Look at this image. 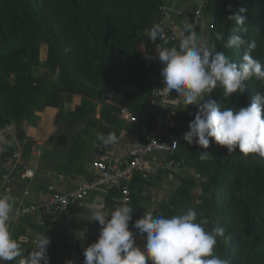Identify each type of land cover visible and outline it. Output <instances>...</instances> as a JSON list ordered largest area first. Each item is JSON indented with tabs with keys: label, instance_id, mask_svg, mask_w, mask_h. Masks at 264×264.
Returning <instances> with one entry per match:
<instances>
[{
	"label": "trees",
	"instance_id": "obj_1",
	"mask_svg": "<svg viewBox=\"0 0 264 264\" xmlns=\"http://www.w3.org/2000/svg\"><path fill=\"white\" fill-rule=\"evenodd\" d=\"M161 5L163 0H0V127L13 123L17 137L22 138L24 119L35 110L58 108L61 93L66 102H71L73 95L86 100L68 112L72 121L86 118V125H102L106 136L116 134L117 130L110 132L105 124L94 121L97 101L101 102L100 118L111 124L124 106L133 111L137 121L143 114L150 120V76L158 71L155 48L179 45L168 27L161 25ZM205 7L213 15L210 51H223L231 61L241 62L246 45L231 49L223 45L238 27L227 16L244 7L243 27L247 32L234 34L242 35L248 42L256 41L257 47L251 54L264 66V0H208ZM154 24L164 28L167 43L158 38L154 44L147 37L145 50H138L141 32ZM40 49L42 58L46 56L44 61L40 60ZM33 66L59 71V81L46 74L34 75ZM244 85L242 93L225 98L223 89L217 87L211 96L222 109L238 110L249 105L256 92L264 93V81L256 77L244 81ZM101 91L108 92L109 98L99 97ZM176 96L174 91L173 100ZM173 111L171 118L177 122L173 131L180 138L173 157L183 159L200 177H183L170 200L153 214L171 217V207L190 201L192 190L199 186L202 194L192 207L197 212V222L206 218L208 223L204 227L209 232L219 226L224 228V235L216 237L214 254L227 259L229 264H264V158L256 154L245 156L239 149L229 153L226 146L210 138L212 142L206 149L210 155L201 160L205 149L183 139L198 106L194 114L181 107ZM133 177L127 206L132 209L131 221L135 222L144 215L139 206V191L150 182L139 172ZM18 235L17 232L14 239ZM19 242L26 257L30 249ZM84 247L78 246L81 258L76 260L82 264ZM71 250L67 239L62 243L50 242L48 264H71L64 257ZM20 259L4 264H18Z\"/></svg>",
	"mask_w": 264,
	"mask_h": 264
},
{
	"label": "clouds",
	"instance_id": "obj_2",
	"mask_svg": "<svg viewBox=\"0 0 264 264\" xmlns=\"http://www.w3.org/2000/svg\"><path fill=\"white\" fill-rule=\"evenodd\" d=\"M244 7L238 8L227 16L238 26L229 36L223 47L231 49L246 45L240 63L230 60L223 51L211 52L200 42L197 34L189 25L183 29L173 26V31L180 33L179 45L167 48L156 46L157 58L162 64L161 77L165 93L175 91L179 97L177 103L198 106L195 118L189 122V130L183 134L188 144L195 143L202 149L201 160L208 158L210 138L226 146L229 153L239 152L245 156L256 154L264 158V93L256 92L252 102L238 110L224 108L213 99L211 94L217 87L223 89L224 97L236 92L242 93L244 81L256 77L264 81V66L252 56L256 49L255 40L248 42L236 32H247ZM189 34L185 35V32ZM155 44L157 39L167 43L165 30L160 24H154L147 34ZM219 38V37H218ZM122 132L121 136H125ZM98 139L105 145L118 141L117 135L99 134ZM0 142L9 143L0 136ZM177 142H173L175 144ZM12 197L0 194V264L22 257L18 264H48L47 249L50 238L38 234L35 247L24 257L23 249L9 230L10 214L13 211ZM89 221H96L101 226L98 239L84 249V264H229L214 254L217 236L224 235L222 226L207 231L206 218L197 222L196 210L189 208L186 212L171 217L154 215L147 208L145 214L135 220L133 227L146 238L143 250L135 243L133 232L129 227L132 209L127 205L117 206L106 212L101 197H96L88 204ZM84 237V232H81Z\"/></svg>",
	"mask_w": 264,
	"mask_h": 264
},
{
	"label": "crops",
	"instance_id": "obj_3",
	"mask_svg": "<svg viewBox=\"0 0 264 264\" xmlns=\"http://www.w3.org/2000/svg\"><path fill=\"white\" fill-rule=\"evenodd\" d=\"M199 2L200 0H163V5L169 8L171 14L167 27L171 32L172 38L178 44L180 33L173 31V26H180L183 29L185 25H188L189 17ZM211 24L212 17L207 18L203 14L200 25L194 31L200 42L208 50L213 47ZM148 32L149 30L141 32L137 40L136 46L140 51H144L146 48ZM187 33L186 31L184 34ZM45 59L46 56L42 58L40 49V60L44 61ZM32 69L33 74L36 76L46 74L53 81H59L60 79L59 71L50 72L40 66H33ZM178 99L177 95L172 101V107H181L182 109L184 105L182 102L177 103ZM85 101L82 96L73 95L71 102H66L64 101V93H61V103L58 108L45 107L43 111L35 110L24 119L22 123L23 137L20 139L17 137V139L20 142L25 160L33 168V178L22 180L19 177V172L15 171L11 179L5 182L3 180V171L0 169V194H7L12 197L13 210L23 201L41 204L53 192L64 193L72 190L82 180L89 177L92 163L95 160L112 159L120 161L124 156L128 144L140 138L139 131L133 128L134 124L125 122L120 114H118L115 123L111 124L106 119L102 120L100 118L101 102L97 101L95 103L94 121L98 123L102 121L110 132L111 130H117L118 141L114 144L112 151L95 150L93 143L98 141L99 134L105 135L102 125H86V118L72 121L68 115V112L73 111L77 105H83ZM185 109L189 111L191 108L187 107ZM122 132H126V135L121 136ZM0 136H3L5 139V133L1 127ZM28 141L30 142L29 145ZM160 156L162 155L158 154V157ZM140 175L150 182L146 185L143 184L139 191L141 197L139 206L144 214L145 208L159 212L161 204L170 200L183 177L200 176L193 167L187 164L177 169L173 178H168L164 175L145 178L142 174ZM131 182H129V196L131 193ZM132 190L136 191L137 189L132 188ZM26 191L27 194H25ZM96 197L102 198L106 212L114 210L117 206L127 205L129 201V199L124 200V194L115 189H110L107 192H93L85 197L82 207H70L65 214H41L37 212L33 216L23 218L13 229L11 235L14 238L17 232L20 234L33 233V248L35 247L34 241L38 234L47 235L50 238V242L56 241L57 243H62V241L67 239L72 250L70 253L64 255L65 260L69 263L74 260L76 261L73 255L74 252L79 254V259L81 258L78 246L84 245V249H86L99 237L101 226L98 222L89 221L85 218V216L89 215L87 205L92 203ZM81 232H84V237L81 236ZM22 238L26 239L23 235H19L17 239L23 242ZM137 240L138 243L136 245L143 250L145 241L139 231Z\"/></svg>",
	"mask_w": 264,
	"mask_h": 264
},
{
	"label": "built area",
	"instance_id": "obj_4",
	"mask_svg": "<svg viewBox=\"0 0 264 264\" xmlns=\"http://www.w3.org/2000/svg\"><path fill=\"white\" fill-rule=\"evenodd\" d=\"M208 0H200L198 6L193 10L188 21L192 31L200 25L203 19L202 8ZM160 22L167 27L170 10L165 5L160 7ZM212 24L210 25V29ZM189 34V33H187ZM185 34V35H187ZM162 64L158 60V71L150 76L152 83L149 105L152 111L150 120H143L139 131L140 138L133 140L126 147L124 156L120 161L112 159L95 160L89 177L82 180L75 188L68 192H53L49 198L41 204L19 203L10 214L9 230L12 233L17 224L26 217L35 213L41 214H65L70 207H82L85 197L93 192L115 189L122 192L124 200L129 199V182L135 172H139L145 178L157 177L159 175L173 178L175 171L185 164L183 159L176 160L170 156L177 150L180 138L174 133L177 122L171 118L173 114L172 101L174 91L165 93L161 77ZM121 118L129 124H137L133 111L128 107H121L119 112ZM5 140L9 143L0 142V169L3 171V180L8 182L15 171L19 172L22 180L33 178V168L23 156L20 142L17 139L16 127L13 123L2 127ZM118 137V136H117ZM177 142L173 144V142ZM93 147L97 151H112L113 145H105L103 142L95 141ZM158 154L162 155L158 157ZM27 194V191L25 192ZM129 222L133 232L135 243H138V232ZM71 264H82L72 261Z\"/></svg>",
	"mask_w": 264,
	"mask_h": 264
},
{
	"label": "rangeland",
	"instance_id": "obj_5",
	"mask_svg": "<svg viewBox=\"0 0 264 264\" xmlns=\"http://www.w3.org/2000/svg\"><path fill=\"white\" fill-rule=\"evenodd\" d=\"M196 8V7H195ZM206 7H203L202 8V12L204 14V16H207V18L213 16L212 15V12L209 11V10H205ZM170 18V17H169ZM190 19V17H189ZM45 49H46V46H45ZM194 107H192L191 109H189V111L187 109H182L183 111H188L190 112L191 114H194L195 113V109H196V105H193ZM183 108V107H182ZM102 122V121H101ZM103 123V122H102ZM171 158H174L173 155L170 156ZM197 177H200V176H197ZM201 190H200V187L197 186L194 190H192L191 192V198H190V201H187L185 203H177L176 205H173L171 208H172V211L173 213L170 215V216H173V215H179V214H182L183 212H186L189 208H192V207H195V204L198 202L197 201V198L199 195H201ZM134 230L136 232H138L137 229L134 228ZM20 235H23L26 237V239L24 240V238H22L23 240V243H24V248L27 249L29 248L30 249V252L33 250V233L32 234H20ZM19 236V235H18ZM24 254H25V251H23ZM74 258H76V260L79 259V254L77 252H74ZM18 258H22V257H18Z\"/></svg>",
	"mask_w": 264,
	"mask_h": 264
},
{
	"label": "water",
	"instance_id": "obj_6",
	"mask_svg": "<svg viewBox=\"0 0 264 264\" xmlns=\"http://www.w3.org/2000/svg\"><path fill=\"white\" fill-rule=\"evenodd\" d=\"M98 96H99V97H103V98H105V99H108V98H109V93H108V92H103V91H101V92H99ZM145 118H146V117H145L144 115L141 116L140 121H139L137 124H134L133 128H134L135 130L140 131V129H141V125H142L143 120H144Z\"/></svg>",
	"mask_w": 264,
	"mask_h": 264
}]
</instances>
